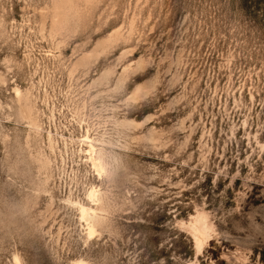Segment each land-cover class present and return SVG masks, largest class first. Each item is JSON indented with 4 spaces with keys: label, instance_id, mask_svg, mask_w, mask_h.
<instances>
[{
    "label": "rangeland",
    "instance_id": "rangeland-1",
    "mask_svg": "<svg viewBox=\"0 0 264 264\" xmlns=\"http://www.w3.org/2000/svg\"><path fill=\"white\" fill-rule=\"evenodd\" d=\"M77 259L264 264V0H0V264Z\"/></svg>",
    "mask_w": 264,
    "mask_h": 264
},
{
    "label": "bare ground",
    "instance_id": "bare-ground-1",
    "mask_svg": "<svg viewBox=\"0 0 264 264\" xmlns=\"http://www.w3.org/2000/svg\"><path fill=\"white\" fill-rule=\"evenodd\" d=\"M88 139V138H86ZM85 141V140H84ZM89 146H91V141H87ZM92 150V149H91ZM102 169V166H99ZM98 192L96 190L90 191L88 194V199L91 201H97ZM80 220L84 223L85 232L88 240L94 238L96 234V226L99 225V221L96 219V212L84 205L79 204L78 206ZM192 238L194 240L195 248L197 249V254L202 248V239L205 240L207 233L210 231L211 227L206 221V218L202 214H197L194 220L189 224ZM207 240V239H206ZM72 264H86L83 260L77 259L72 262Z\"/></svg>",
    "mask_w": 264,
    "mask_h": 264
}]
</instances>
